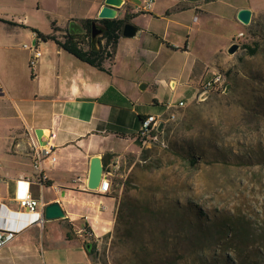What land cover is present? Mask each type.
<instances>
[{
	"label": "crops",
	"instance_id": "obj_1",
	"mask_svg": "<svg viewBox=\"0 0 264 264\" xmlns=\"http://www.w3.org/2000/svg\"><path fill=\"white\" fill-rule=\"evenodd\" d=\"M26 1L19 0V7L27 6ZM32 1L29 8L21 9L19 18L0 15V226L16 230L0 247V264H91L96 257L86 245L92 239L98 246L111 232L118 206L115 195L87 188L91 159L99 156L106 171L115 159L121 167L137 157L141 146L134 135L140 116L175 114L178 106L166 92L174 93L187 82L193 99L203 80L215 71L200 59L193 62L185 56L180 64L172 57L190 50L187 41H177L184 30L187 38L190 35L181 13L191 6L199 9L207 0H154L147 12L135 11L145 0H123L116 18L127 14L137 32L133 37L121 35L114 50L108 48L103 70L54 41L37 39L32 29L49 34L52 24L64 30L72 21L95 20L104 0H46L48 7L41 15L40 0ZM41 22L49 23L48 31L41 29ZM18 35L19 40H27L24 44L41 51L34 70L29 66V50L18 55L12 49ZM150 83L155 106L141 94ZM38 128L48 132L42 140L53 144L55 157L53 162L48 158L43 162L48 176L43 186L38 184L32 160L31 144H39ZM116 176L123 174L119 170L111 181ZM27 190L42 199L43 208L58 202L64 217L47 220L43 216L42 224L31 223L30 215L19 218L14 213L20 210L17 198ZM81 228L89 231L88 237L78 233Z\"/></svg>",
	"mask_w": 264,
	"mask_h": 264
},
{
	"label": "rangeland",
	"instance_id": "obj_2",
	"mask_svg": "<svg viewBox=\"0 0 264 264\" xmlns=\"http://www.w3.org/2000/svg\"><path fill=\"white\" fill-rule=\"evenodd\" d=\"M32 3L27 0V6L19 7V0H0V15L19 18L21 9ZM204 3L199 9L191 6L181 13L182 22L190 26V35L187 38L184 30L177 41H187L190 50L186 55L178 51L172 57L180 64L187 56L193 62L200 59L215 67L225 76L224 88L209 92L204 99H191V84L187 82L174 93L166 92L176 106L178 101L185 103L177 107L168 132L163 134L165 148L152 145L145 157L139 154L127 159L117 170L123 174L124 183L119 188L112 185L111 194L128 195L132 203L144 209L126 222L114 220L108 237L103 236L98 245L96 259L101 264H160L161 260L200 264L201 254L212 264L221 256H231L233 252L225 251L217 236L207 243H201L198 236L196 245L183 240L179 229L182 215L194 221L199 213L200 223L210 228L221 216H230L237 227L249 225L248 240L258 248L260 263L264 264V247L259 246L264 242V0ZM40 4L39 15L48 7L46 0ZM241 5L252 11L246 26L236 19ZM193 15L197 21L192 20ZM40 27L48 31L49 23L41 22ZM240 31L244 34L240 45L260 43L256 54L248 55L241 46L234 54L227 53ZM12 43L19 55L26 50L22 44L28 42L24 37L19 40L18 35ZM141 94L156 105L151 83ZM188 155L196 158L195 165L185 162ZM192 227L186 231L194 233ZM153 230L157 233L152 235Z\"/></svg>",
	"mask_w": 264,
	"mask_h": 264
},
{
	"label": "trees",
	"instance_id": "obj_3",
	"mask_svg": "<svg viewBox=\"0 0 264 264\" xmlns=\"http://www.w3.org/2000/svg\"><path fill=\"white\" fill-rule=\"evenodd\" d=\"M128 19V15H125L123 18L113 19H86L79 24L82 28V32L74 34H70L68 28L59 30V28L55 27L54 24H52V32L49 34H43L36 29L32 30L34 31L37 39L43 41H54L61 48H63L65 51H67L77 59L103 70V61L106 54L108 53L107 50L108 48L112 51L114 50L119 37L122 35L123 25L124 23L128 22ZM93 21L96 22L102 29L101 34L98 36L97 49L91 48L90 42V27L91 22ZM56 31H63V33L57 35ZM240 46L245 49L248 55H254L258 51L260 43L258 41H255L252 42V45L242 43ZM144 116H140L139 123ZM163 116L167 117L168 115ZM168 124L166 125L165 129L167 132L169 128ZM137 143L141 146L140 157H145L149 148L144 147L141 142L137 141ZM196 161V158L191 155H188L185 158V162H187L189 166L195 165ZM122 177L123 176H116V178H113V180L111 181V189L109 193H111L112 185H115L116 188H119L121 185H123L124 180H122ZM112 195L118 197V206L115 212L116 223L126 222L130 220L131 217H133L136 211L144 209L141 206H139L138 208L135 203H132V200L128 195L120 196L116 193ZM152 214H154V212ZM181 219L182 220L179 221V229L182 231V238L184 241L189 242V244L196 245L200 242V240L198 239L199 237H202L201 243H207L211 241L214 236H217V241L220 240L221 243L225 245L224 250L233 252L231 253V256L224 255L221 256L218 260H213L212 264H261V258L259 256L262 255L260 254L258 248L256 246H253L254 244L250 240H248L249 225L237 227L236 223L230 216H221V219L213 224V228H210L205 224L200 223V219H202V215L200 213L194 221L187 220L184 215H182ZM191 226L194 227V233L186 231V229L190 228ZM156 233L157 232L155 230L152 231V235ZM106 237H108V234L107 236H105V238ZM152 239L154 240V238ZM86 246L89 253L93 255V257H97V243L95 241H90ZM259 246L264 247V242L260 243ZM139 248H143V246L139 245ZM248 251L252 253H245ZM198 263L209 264L208 260L205 259V256L203 254H201L198 258ZM160 264H171V262L161 260Z\"/></svg>",
	"mask_w": 264,
	"mask_h": 264
},
{
	"label": "built area",
	"instance_id": "obj_4",
	"mask_svg": "<svg viewBox=\"0 0 264 264\" xmlns=\"http://www.w3.org/2000/svg\"><path fill=\"white\" fill-rule=\"evenodd\" d=\"M154 0H145L143 4L139 5L135 11L136 12H147L153 6ZM196 17H194V20ZM243 32H239L234 41L238 42L239 38L243 37ZM23 48L29 50L31 52L29 58V66L32 70H34L37 61L41 57V51L36 45L23 44ZM225 84V76L220 71H213L208 75V77L204 80L200 91L196 94V96H200L204 92H216L221 91L224 88ZM1 87V83H0ZM195 96V97H196ZM184 102L179 101L178 106L182 107ZM175 118L174 113H170L167 117L163 115H155L152 118L141 120L139 123V128L134 135L135 141L141 142V144L150 148L153 146L164 147L162 144V136L164 131V126ZM161 125V127H159ZM53 134L49 136L52 138ZM46 144L40 146L37 142L31 144L32 148V160L33 166L35 170L38 172V184L43 186L48 181V176L44 172L43 162L45 159H49L51 162L55 160L53 156V144L47 140ZM120 169V163L118 159L113 160L110 170L103 171L98 187L94 190L96 192L102 194H108V191L111 189V177L117 174V170ZM24 181L19 180L18 183L21 185ZM18 206L20 208L19 211H14L15 214L19 215V218H22L23 215L29 216V219L32 222L43 223V203L41 198H35L29 190H27L23 195L17 198ZM14 232L11 226H0V247L6 244L9 240L12 239ZM78 233L81 235H85L88 237L89 231L86 228H81ZM90 239L89 241H91ZM97 243V242H96ZM91 264H101L98 259H95Z\"/></svg>",
	"mask_w": 264,
	"mask_h": 264
},
{
	"label": "water",
	"instance_id": "obj_5",
	"mask_svg": "<svg viewBox=\"0 0 264 264\" xmlns=\"http://www.w3.org/2000/svg\"><path fill=\"white\" fill-rule=\"evenodd\" d=\"M123 4V0H104L103 5L100 7L99 12L97 14L98 19H113L116 18L117 9L121 7ZM127 15V14H125ZM252 11L249 8L239 9L236 13V19L243 25H248L251 21ZM128 19V22L124 23L122 28V36L124 37H133L137 32V27L133 25ZM68 31L70 34L80 33L82 32V28L76 22H70ZM102 29L96 22H91L90 27V42L91 48H98V36L101 34ZM240 44L238 42H232L227 47V53L232 55L239 49ZM228 85L226 86L225 91L228 89ZM209 92H204L199 96V99H204ZM161 127V125L159 126ZM36 137L39 141V145L43 146L45 144V140L43 138H48V132L45 130L38 128L35 130ZM104 168L101 162V158L99 156H95L91 159V167L88 176L87 188L90 190H95L100 182L101 176L103 174ZM43 216L47 220L58 219L64 217V212L58 202H52L46 204L43 208Z\"/></svg>",
	"mask_w": 264,
	"mask_h": 264
},
{
	"label": "bare ground",
	"instance_id": "obj_6",
	"mask_svg": "<svg viewBox=\"0 0 264 264\" xmlns=\"http://www.w3.org/2000/svg\"><path fill=\"white\" fill-rule=\"evenodd\" d=\"M152 117H154V114H151V115H146L145 117H143V119L142 120H144V119H149V118H152ZM167 125V124H166ZM166 125L164 126V131H163V134L165 133V129H166ZM162 144H164V147H166L167 146V144L165 143V141H164V138H163V136H162ZM24 187V186H23ZM109 192V191H108Z\"/></svg>",
	"mask_w": 264,
	"mask_h": 264
}]
</instances>
